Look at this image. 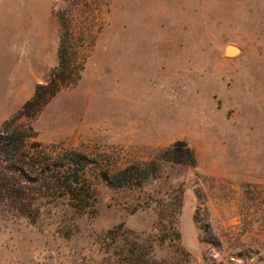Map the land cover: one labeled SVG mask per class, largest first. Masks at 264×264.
<instances>
[{
  "label": "rangeland",
  "instance_id": "obj_1",
  "mask_svg": "<svg viewBox=\"0 0 264 264\" xmlns=\"http://www.w3.org/2000/svg\"><path fill=\"white\" fill-rule=\"evenodd\" d=\"M61 36L79 77L10 129L89 155L92 205L59 199L34 222L1 208L0 264H134L135 236L164 264H188L177 243L189 264H264V0H51L34 80L0 129L49 81ZM178 141L194 165L162 161L130 186L101 177ZM179 188L177 242L157 211Z\"/></svg>",
  "mask_w": 264,
  "mask_h": 264
},
{
  "label": "trees",
  "instance_id": "obj_2",
  "mask_svg": "<svg viewBox=\"0 0 264 264\" xmlns=\"http://www.w3.org/2000/svg\"><path fill=\"white\" fill-rule=\"evenodd\" d=\"M79 48L80 45L71 48L76 56L79 55ZM68 49L69 46L61 36L58 65L50 73L49 81L37 84L32 98L0 129V209H6L32 222L38 219L42 207L50 206L59 199H65L69 206L80 211L87 210L92 205L90 201L93 199V192L86 176L89 155L56 145H42L40 142L28 144L27 140L36 136L30 124L23 129H10L13 120L20 116L33 119L60 90L61 84L73 80L74 75L79 77L83 64L76 57L68 56ZM162 161L194 165L196 159L187 144L178 141L164 149L159 158L134 160L123 165L110 164L102 171L101 177L112 185L130 186L141 181L140 178L150 170L157 175L159 163ZM182 192L180 188L175 190L176 194L157 211L158 227L160 225L167 228L170 241L175 238L178 242L180 239L175 225L182 206ZM165 220L168 226L164 225ZM131 241L126 251L132 256V263L164 264L162 260L153 257L152 252L151 257H146L141 250L139 237L135 236ZM176 249L177 256L172 258L173 262L183 258L189 264L190 260L184 258L189 257L188 253L178 243Z\"/></svg>",
  "mask_w": 264,
  "mask_h": 264
},
{
  "label": "crops",
  "instance_id": "obj_3",
  "mask_svg": "<svg viewBox=\"0 0 264 264\" xmlns=\"http://www.w3.org/2000/svg\"><path fill=\"white\" fill-rule=\"evenodd\" d=\"M50 2L0 0V113L16 110L23 86L34 80L31 72L39 62L34 66L29 47L42 39L38 31L45 30Z\"/></svg>",
  "mask_w": 264,
  "mask_h": 264
},
{
  "label": "bare ground",
  "instance_id": "obj_4",
  "mask_svg": "<svg viewBox=\"0 0 264 264\" xmlns=\"http://www.w3.org/2000/svg\"><path fill=\"white\" fill-rule=\"evenodd\" d=\"M230 50H232V49H230Z\"/></svg>",
  "mask_w": 264,
  "mask_h": 264
}]
</instances>
